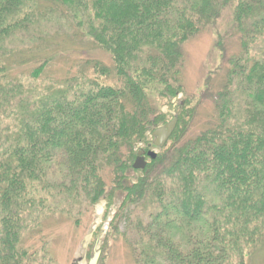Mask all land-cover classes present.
<instances>
[{
    "label": "trees",
    "instance_id": "obj_1",
    "mask_svg": "<svg viewBox=\"0 0 264 264\" xmlns=\"http://www.w3.org/2000/svg\"><path fill=\"white\" fill-rule=\"evenodd\" d=\"M225 9L239 53L193 102L183 46ZM62 37L93 50L69 53L74 75L59 83L45 75ZM163 104L175 130L134 170ZM0 132V264H55L44 221L95 206L109 175L125 193L118 214L138 208L124 237L135 264L264 261V0H0Z\"/></svg>",
    "mask_w": 264,
    "mask_h": 264
},
{
    "label": "rangeland",
    "instance_id": "obj_2",
    "mask_svg": "<svg viewBox=\"0 0 264 264\" xmlns=\"http://www.w3.org/2000/svg\"><path fill=\"white\" fill-rule=\"evenodd\" d=\"M79 39L77 37L78 42ZM56 41L61 47L62 55H65L61 58H55L53 62L54 71H50L45 76L60 83L68 78H72L74 75L73 70L67 76L66 72L70 73V70L65 71L66 67L62 64L63 62H67L66 60H77L73 54L69 55V53L76 50L91 52L93 46L89 44L81 46L77 41L63 37ZM220 43L223 49H221ZM239 49L232 20V10L225 9L214 26L202 29L199 34L183 46L182 77L185 96L193 97V102H196L198 98L200 99L201 94L204 92V80L210 75L213 79L212 86L215 87H213V90L217 91L221 78L220 76L215 78L216 74L222 72L220 67L224 65L225 60L238 54ZM92 55L94 58H101L99 53H93ZM25 75H22L23 80L26 82L25 86H32L39 90L46 85V81L43 80L31 81L25 79ZM185 96L179 94L175 102L183 101ZM209 101L210 99L206 100V103L202 102L199 123L203 122L205 116L211 113L209 105L211 106L212 100L211 103ZM173 109L168 104L161 106V113L165 116L166 123L174 118L175 113ZM6 116H8L7 113ZM3 121L9 124L8 120ZM199 126L200 124H198ZM4 135L5 133L0 132V137ZM147 141L150 142L149 144H152L154 138L149 135ZM143 148L144 145H139L137 147L138 152ZM148 151H153L156 154L160 153L154 146H150L145 152ZM145 162L149 165V158H145ZM139 171L130 177L133 183H135L134 181L139 176ZM105 186L107 188L105 198L101 199L91 208L83 205L80 208L79 214L73 219L69 221L65 220L62 215L55 212L48 219L43 220L44 231L42 235L48 237L49 252L55 264H88L93 253L101 247L102 251L98 264H135L130 247L124 237L125 235H133L134 233L133 223L138 208L136 205H130L128 208L120 210L118 214V207L120 204H123L122 201L125 193L122 190L118 191L116 189V184L112 182L110 175L107 178ZM81 200H84V198ZM77 212L75 210L73 214ZM46 213L44 217L47 216ZM253 264H264L262 256L257 257Z\"/></svg>",
    "mask_w": 264,
    "mask_h": 264
},
{
    "label": "water",
    "instance_id": "obj_3",
    "mask_svg": "<svg viewBox=\"0 0 264 264\" xmlns=\"http://www.w3.org/2000/svg\"><path fill=\"white\" fill-rule=\"evenodd\" d=\"M177 123V119L174 118L164 126H161L154 130L152 133V137L154 138L153 146L157 149H161L166 144L167 140L170 138L172 133L175 130ZM145 156L148 157L150 160H154L156 157V153L153 151H149L144 153L142 151L137 153V157L133 163L134 170H143L146 166ZM100 258V250L97 249L91 258L88 261V264H98Z\"/></svg>",
    "mask_w": 264,
    "mask_h": 264
}]
</instances>
